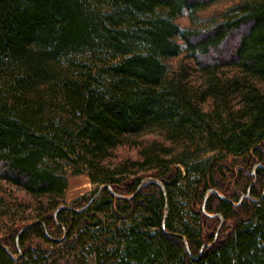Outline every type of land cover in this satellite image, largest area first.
Instances as JSON below:
<instances>
[{"label": "trees", "instance_id": "16d2710c", "mask_svg": "<svg viewBox=\"0 0 264 264\" xmlns=\"http://www.w3.org/2000/svg\"><path fill=\"white\" fill-rule=\"evenodd\" d=\"M220 1L0 0V183L44 210L0 264L78 223L96 264H264V0L176 23ZM154 133L169 144L134 140ZM125 146L139 160L111 169ZM66 167L103 186L81 212L61 209Z\"/></svg>", "mask_w": 264, "mask_h": 264}, {"label": "rangeland", "instance_id": "374dc122", "mask_svg": "<svg viewBox=\"0 0 264 264\" xmlns=\"http://www.w3.org/2000/svg\"><path fill=\"white\" fill-rule=\"evenodd\" d=\"M235 3V0H223L214 3L199 11L194 20H191L188 15H183L177 18L176 23L181 27L203 30L211 26L213 22L220 21L224 13ZM170 63L175 69L179 64L186 65L189 70L190 80L192 82L200 81L199 71L190 65L191 61L189 59L180 56L170 60ZM211 104L212 101L210 99L206 101L203 105L205 111H211ZM163 139L164 135L162 133H154L140 136L134 140L141 146L148 145L154 141L167 146L169 143ZM140 150L141 147H119L112 152V156L107 160V163L113 169L127 160H139ZM206 156H212V153L206 154ZM133 172L131 171V173ZM66 175L68 176V188L61 202L63 205H81L90 196L94 195L100 187V184L92 182L86 173L76 177L71 176L70 171L66 167ZM0 196L3 199L2 203H0V237L5 236L11 227L33 223L39 219V215L44 211L23 191L6 183H0ZM42 202L43 208H47V201L44 200ZM84 227L82 223H78L70 233H67L66 230L64 233L55 232L57 241L49 243L34 239L31 243V257H23L19 260L18 254H15L14 264H96L93 245L89 244Z\"/></svg>", "mask_w": 264, "mask_h": 264}, {"label": "water", "instance_id": "95a60500", "mask_svg": "<svg viewBox=\"0 0 264 264\" xmlns=\"http://www.w3.org/2000/svg\"><path fill=\"white\" fill-rule=\"evenodd\" d=\"M148 182H155V183L161 188V190H162L164 196H166L165 188H164L163 184H162L160 181L155 180V179H152V178H150V177L143 179L142 182H141V184H140V186H139V188H141L143 185H145V184L148 183ZM102 188H103V186L99 189V191L95 194V196H93V198L88 202V204H87L83 209L87 208L88 205L94 201V199L100 194ZM106 188L108 189V191H109V193H110L111 195H113V196H115V197H117V198H122L120 195L116 194V193L111 189V187L106 186ZM139 188H138V190H139ZM138 190H137V191H138ZM61 209L74 210V209H72L70 206H62ZM83 209H80V210H74V211H76V212H81ZM56 213H57V212H55V214H54V218H55V220H56ZM166 215H167V211L165 212L164 217H166ZM222 223H223V221H221V224H222ZM33 225H34V224H29L28 226L24 227V228L21 230L20 233H22L23 231H25L26 229L30 228V227L33 226ZM19 235H20V234H19ZM17 240H18V237H17ZM184 244H185V247L188 248V247H187V242H186L185 240H184Z\"/></svg>", "mask_w": 264, "mask_h": 264}, {"label": "flooded vegetation", "instance_id": "af4514ba", "mask_svg": "<svg viewBox=\"0 0 264 264\" xmlns=\"http://www.w3.org/2000/svg\"><path fill=\"white\" fill-rule=\"evenodd\" d=\"M64 230V229H63Z\"/></svg>", "mask_w": 264, "mask_h": 264}]
</instances>
